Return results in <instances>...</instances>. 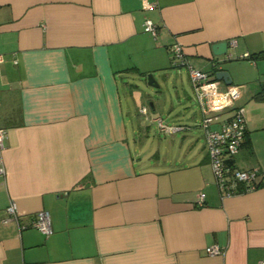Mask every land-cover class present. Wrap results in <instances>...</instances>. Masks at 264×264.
Listing matches in <instances>:
<instances>
[{
    "label": "crops",
    "instance_id": "1",
    "mask_svg": "<svg viewBox=\"0 0 264 264\" xmlns=\"http://www.w3.org/2000/svg\"><path fill=\"white\" fill-rule=\"evenodd\" d=\"M149 1L157 6L0 0V264L264 262V187L219 194L187 69L169 52L178 42L187 64L244 87L246 128L231 163L264 170V98H254L264 85V0ZM218 41L229 48L215 56ZM162 70L177 72L170 105L132 88L135 76ZM232 114L217 112L210 128ZM156 117L174 128L159 129ZM10 201L19 223L2 221ZM40 210L49 236L29 226ZM211 245L223 254H207Z\"/></svg>",
    "mask_w": 264,
    "mask_h": 264
},
{
    "label": "built area",
    "instance_id": "2",
    "mask_svg": "<svg viewBox=\"0 0 264 264\" xmlns=\"http://www.w3.org/2000/svg\"><path fill=\"white\" fill-rule=\"evenodd\" d=\"M157 6L156 2L143 0V7L150 9ZM143 29L152 37L157 36V25L149 18L143 23ZM230 44H235V40H230ZM171 61L173 65H184L187 69L190 82L192 84L196 102L201 111L200 126L204 132L205 144L209 155V163L213 178L219 194L222 197L236 195L242 192H248L258 187H264V170L257 169H239L232 165V157L242 148V141L246 128L245 108L238 104L244 87L242 85L224 84L215 77L199 67L187 64L184 50L178 42L169 47ZM243 57L248 58L249 54L245 53ZM4 56L0 54V63ZM231 108L233 114L231 118L221 124L219 130H213L210 125L217 118L216 113ZM139 113L146 116L147 107L141 106ZM161 130H172L163 123L159 117L151 119ZM6 137V131L0 129V150L3 149V141ZM5 165L0 155V175H5ZM205 196L199 193L197 197L198 206H203ZM6 216L3 222L15 221L19 223V213L16 203L10 201L5 207ZM20 228L24 227L19 225ZM30 227L36 228L45 236L52 233L50 224V215L46 210H40L35 214L29 224ZM207 254L220 255L224 250L217 245L207 246ZM264 264V262H259Z\"/></svg>",
    "mask_w": 264,
    "mask_h": 264
},
{
    "label": "rangeland",
    "instance_id": "3",
    "mask_svg": "<svg viewBox=\"0 0 264 264\" xmlns=\"http://www.w3.org/2000/svg\"><path fill=\"white\" fill-rule=\"evenodd\" d=\"M173 70H171L173 73H170L169 70H168L169 73L164 72L163 70L159 71V72H151V74L155 78L156 82L158 83V87H153V86L148 85L147 81H146V76L144 77V76H140V75L138 76L137 75L133 78V81L136 80V82L134 81L136 84H134L132 88H134L138 91H141L142 96L144 98L146 96V97H150L151 100H154V99L159 97L161 100H166L168 105H170V103H172L171 98L174 97V93H173L174 83L172 80H174L173 79L174 75L177 74V72L173 71ZM183 70H185V69H183ZM183 70L179 75L182 76L184 84H185V86H187V81H186V77L184 75ZM171 75H172V77H171ZM135 85H137V87ZM196 105H197V103H196ZM196 105H194V106H196ZM160 116L163 117L162 114ZM163 119H164V117H163ZM164 122L166 123L165 120H164Z\"/></svg>",
    "mask_w": 264,
    "mask_h": 264
},
{
    "label": "water",
    "instance_id": "4",
    "mask_svg": "<svg viewBox=\"0 0 264 264\" xmlns=\"http://www.w3.org/2000/svg\"><path fill=\"white\" fill-rule=\"evenodd\" d=\"M229 44L227 41H218L211 45L212 52L215 56H220L226 54ZM215 78L223 80L226 84H230L231 80L227 71L218 70L215 73ZM147 84L153 87H158V83L151 73L146 75Z\"/></svg>",
    "mask_w": 264,
    "mask_h": 264
},
{
    "label": "trees",
    "instance_id": "5",
    "mask_svg": "<svg viewBox=\"0 0 264 264\" xmlns=\"http://www.w3.org/2000/svg\"><path fill=\"white\" fill-rule=\"evenodd\" d=\"M262 53H264V52H262ZM260 55H264V54H260ZM254 98H255V99H262V98H264V85H262L260 91L257 92V93L254 95Z\"/></svg>",
    "mask_w": 264,
    "mask_h": 264
}]
</instances>
